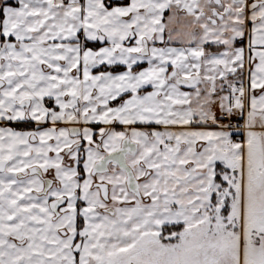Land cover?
<instances>
[{
    "label": "snow or ice",
    "instance_id": "1",
    "mask_svg": "<svg viewBox=\"0 0 264 264\" xmlns=\"http://www.w3.org/2000/svg\"><path fill=\"white\" fill-rule=\"evenodd\" d=\"M0 264H264V0H0Z\"/></svg>",
    "mask_w": 264,
    "mask_h": 264
}]
</instances>
